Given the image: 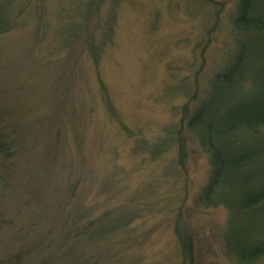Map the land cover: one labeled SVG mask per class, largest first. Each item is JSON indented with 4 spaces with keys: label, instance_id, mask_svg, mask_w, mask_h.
I'll return each mask as SVG.
<instances>
[{
    "label": "rangeland",
    "instance_id": "1",
    "mask_svg": "<svg viewBox=\"0 0 264 264\" xmlns=\"http://www.w3.org/2000/svg\"><path fill=\"white\" fill-rule=\"evenodd\" d=\"M89 1L21 0L0 34V109H18L0 125L17 139L0 181V264H39L74 222L108 211L138 218L112 243L123 262L181 264L180 217L194 264H229L228 214L198 202L210 164L184 122L234 57L236 0L94 2L95 44L113 17L97 58L83 31L72 38ZM255 48L264 59V39Z\"/></svg>",
    "mask_w": 264,
    "mask_h": 264
},
{
    "label": "trees",
    "instance_id": "2",
    "mask_svg": "<svg viewBox=\"0 0 264 264\" xmlns=\"http://www.w3.org/2000/svg\"><path fill=\"white\" fill-rule=\"evenodd\" d=\"M98 1L84 4L86 11L83 10L79 24L72 28L75 32L72 38L84 32V49L93 58L98 57L105 45L111 44L113 37V17L105 21L107 27L99 44L94 42L97 25L90 31L84 29L85 20L88 22L98 13L99 9H93V3ZM117 1L110 0L112 9ZM18 4L21 0H0V34L15 28V17L21 11ZM231 22L239 38L234 57L226 69L211 77L207 97L185 115L184 124L197 138L210 164L209 178L198 195V202L206 209L222 207L228 214L221 230L228 263L264 264V59L255 53V46L264 39V0H236ZM17 110L15 106L0 109V125L10 122L8 113L15 114ZM8 129V125L7 132L0 127V181H4L3 161L15 154L17 139ZM148 149L153 151L152 147ZM110 213L113 214L108 211L102 220L95 219L80 224L81 227L74 222L70 228L75 231L67 229L72 234L63 233L59 249L53 254L50 252L39 264H138L123 262L120 253L110 252L118 237L126 242L131 239L130 230L138 218L117 214L115 218ZM174 225L181 264H194V246L188 227L180 217Z\"/></svg>",
    "mask_w": 264,
    "mask_h": 264
}]
</instances>
